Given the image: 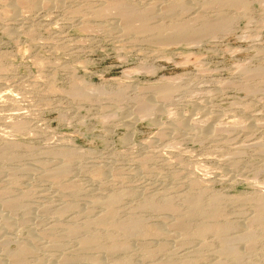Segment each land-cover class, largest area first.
Listing matches in <instances>:
<instances>
[{"label":"rangeland","instance_id":"rangeland-1","mask_svg":"<svg viewBox=\"0 0 264 264\" xmlns=\"http://www.w3.org/2000/svg\"><path fill=\"white\" fill-rule=\"evenodd\" d=\"M125 1L151 15L146 23L122 19ZM218 1L183 0L184 10L172 0H0V264H12L6 255L29 237L34 255L26 264L64 256L77 258L73 264L118 257L123 264H237L221 254L222 235L212 229L222 225L240 264H264V228L248 218L254 198L264 197V0ZM217 14L230 16L229 27L198 39L156 43L141 29L148 23L170 33ZM76 83L80 95L71 91ZM167 85L173 89L163 98L158 91ZM141 101L150 113L140 111ZM65 150L76 153L66 173L46 175ZM114 193L113 221L136 218L137 231L126 236L112 223H93L103 244L80 249L85 231L71 237L67 229L99 217L106 208L92 200ZM185 194H198L205 208L215 196L222 212L216 222L195 216L190 235L172 238L169 220L188 206ZM145 197L169 199L179 210H153L142 205ZM10 198L19 201L14 209L2 203ZM200 222L211 228L203 239L194 233ZM246 228L254 236L249 253L240 237ZM109 234L127 249L109 255ZM50 239L59 244L45 245Z\"/></svg>","mask_w":264,"mask_h":264},{"label":"bare ground","instance_id":"bare-ground-1","mask_svg":"<svg viewBox=\"0 0 264 264\" xmlns=\"http://www.w3.org/2000/svg\"><path fill=\"white\" fill-rule=\"evenodd\" d=\"M27 2H28V0H26ZM117 1V0H116ZM167 1V0H166ZM173 2L172 3H174L175 4V6L176 5H178V6H181V8H183L182 7V5H183V0H172ZM236 0H219L217 3H219V2H221L222 4H232L233 2H235ZM240 1V0H239ZM242 1V0H241ZM115 2V1H114ZM122 2H124V1H122ZM126 2V1H125ZM170 2V1H169ZM32 5H34L35 3L33 2V1H31L30 2ZM112 3V2H111ZM134 3V2H133ZM164 3H165V1H164ZM109 4V3H108ZM123 4V3H122ZM171 4V3H170ZM185 4H187V3H185ZM238 4V3H237ZM242 4V3H241ZM36 5V4H35ZM34 5V6H35ZM41 5V4H40ZM171 5H173V4H171ZM33 6V7H34ZM37 6V5H36ZM108 6V5H107ZM118 6H119V4H118ZM126 6V7H125ZM125 6L123 7V9H121L120 11H121V13L122 12H125L124 14H123V16L125 17V18H122V19H127V20H129V23H130V20H132V19H135V18H137V19H139L140 21H142L143 23H146L145 21L149 18V16H151V15H149V13H143V14H140L139 12H137L138 14H136V13H134V10H133V7H134V5L133 4H131V3H129V2H126L125 3ZM151 6V5H150ZM155 6V5H154ZM158 6V5H157ZM174 6V5H173ZM183 6H185L184 8V10H187V8H188V6L187 5H183ZM111 7H113V6H111ZM164 7V6H163ZM97 8V7H96ZM103 8V7H102ZM124 8H125V10H124ZM137 8V7H136ZM147 8H149V7H147ZM151 8L153 9V6H151ZM156 8V7H155ZM158 8V7H157ZM156 8V9H157ZM160 8V7H159ZM166 8H168V7H166ZM170 8V7H169ZM167 9V10H169V13H170V9ZM172 8V7H171ZM180 8V7H179ZM101 9V8H100ZM99 9V10H100ZM109 9V8H108ZM117 9H119V8H117ZM139 9V8H138ZM137 9V10H138ZM150 9V8H149ZM148 9V10H149ZM155 9V10H156ZM176 9V8H175ZM104 10H105V8H104ZM154 10V9H153ZM160 10V9H159ZM162 11H163V9H161ZM174 10V9H173ZM188 10H189V8H188ZM96 11V10H95ZM108 11V10H107ZM136 11V10H135ZM139 11H140V9H139ZM166 11V10H165ZM100 12V11H99ZM98 12V13H99ZM103 11H102V9H101V12L99 13V15L101 14L102 16H103V13H102ZM150 12V11H149ZM175 12H176V10H175ZM174 12V13H175ZM163 13H165V12H163ZM162 13V14H163ZM172 13H173V11H172ZM104 14H105V11H104ZM107 14H108V12H107ZM158 14V13H157ZM167 14V13H166ZM120 15V14H119ZM154 15V14H153ZM152 15V17H154ZM156 15V14H155ZM159 15V14H158ZM98 16V15H97ZM162 16V15H161ZM200 16H201V14H200ZM228 16V15H227ZM227 16H225L224 14L222 15V14H217V16H215L214 18H212V19H208V18H202V19H200L199 20V23L197 24V26H193L194 25V23H193V25L192 24H189V23H186L185 24V22H184V24H182V25H180L181 27H177L178 29H175L174 28V31L173 32H170V30H168L170 33H168V32H166L165 31V29L164 28H162V27H158V28H154V32H153V30H152V28L153 27H147V24H145L143 27H141V29L142 30H147L148 32H151V33H149L148 34V36L149 35H151V37H152V39L154 40V42H158V43H167V42H173V41H175V40H179V39H181V40H183V39H185V40H189V39H198V37H203V35H206V34H213L215 31H217V30H221V28H226L227 26L229 27V25L230 24H228V22L230 23V21L228 20V18H227ZM156 17H158V16H156ZM173 17V16H172ZM194 17H197V16H194ZM228 17H230V16H228ZM197 19H199V18H196V20ZM232 19V18H231ZM192 20V19H191ZM195 20V21H196ZM185 21V20H184ZM189 21V20H188ZM133 22V21H132ZM131 22V23H132ZM137 22V21H136ZM147 22H150L149 20L147 21ZM170 22V21H169ZM187 22V21H186ZM198 22V20L196 21V23ZM174 23V22H173ZM179 23V22H178ZM124 24V23H123ZM142 24V23H141ZM154 24V23H153ZM157 24V23H156ZM175 24V23H174ZM176 24H177V22H176ZM131 25V24H130ZM150 25H152V24H150ZM178 25V24H177ZM126 26H128V23H127V25H124V28L126 27ZM132 26H134V25H132ZM139 26V25H138ZM142 26V25H141ZM152 26H154V25H152ZM172 26V25H171ZM174 26V25H173ZM135 27V26H134ZM156 27V26H155ZM127 28V27H126ZM132 28V27H131ZM167 29V28H166ZM141 30V31H142ZM173 30V29H172ZM216 33V32H215ZM215 35V34H214ZM149 39V38H148ZM262 70V69H261ZM261 70H259V72L261 71ZM264 70V69H263ZM253 74V73H252ZM251 74V75H252ZM263 76V75H262ZM80 83H81V81H79ZM82 84V83H81ZM81 84H74L72 87H71V91L74 93V94H77L78 95V92H79V95H80V92H81V90L80 89H82L81 88ZM168 86V85H167ZM175 87V86H174ZM172 89L173 88H171L170 86H168V87H164V88H161L158 92H159V94L164 98V97H166V96H168L169 95V93L172 91ZM84 90V88L82 89V91ZM71 92V93H72ZM85 92V91H84ZM87 92V91H86ZM83 94V93H82ZM84 95V94H83ZM85 96V95H84ZM120 97V96H119ZM147 102V101H146ZM146 102H144V101H141L140 102V105H139V109H140V111L141 112H147V113H150L149 111H150V107H152V105L151 106H149ZM154 110V109H153ZM181 123H182V121H181ZM178 126V125H177ZM176 126V127H177ZM19 128V127H18ZM23 128V127H22ZM186 131V130H185ZM2 150H3V148H2ZM75 150H72V151H68V152H66V150H65V152H63L62 154H61V156L60 155H58V156H60L61 157V164L59 165V167H55L54 169H50V170H48V171H46L45 170V173H46V175H50V177L52 176V178H53V176H54V178H56L57 176L59 177V175L60 176H62L63 175V173L65 172V170L68 168V167H70V164L72 163L71 161L73 160V156H75L76 155V153L74 152ZM60 152H62V151H60ZM60 152L58 153V154H60ZM79 154V153H78ZM2 156H5V157H11V155H10V153H9V150L7 151L6 149H4L3 150V153H2ZM60 159V158H59ZM58 165V164H57ZM37 167V166H36ZM20 168V167H19ZM45 168V167H44ZM48 168V167H47ZM43 169V168H42ZM9 171V170H8ZM13 171V170H12ZM13 172H15V171H13ZM10 173L11 174H13L12 172H11V169H10ZM44 173V174H45ZM66 173V172H65ZM10 174V175H11ZM62 174V175H61ZM9 175V176H10ZM16 175V174H15ZM65 176V175H64ZM12 183V182H11ZM5 189V188H4ZM3 189V190H4ZM73 192H75L74 190H73ZM188 194H190V193H188ZM2 195V194H1ZM121 195V194H120ZM186 195V194H185ZM191 195V194H190ZM194 195V194H193ZM188 196V195H186V196H188L187 198L186 197H184L185 199H187V202H188V208L187 207H185V209L183 210V208H182V210L183 211H178V216H176L175 218H173L174 219V221H171V219L169 220L170 222H172V223H168L174 230H172L171 228H170V230H172V231H174L175 233L174 234H170V236L172 237V238H176V237H180V236H182V237H184L185 236V234L187 233V234H189L190 235V233H188L189 231H188V225H189V221H191V219L192 218H194L195 219V216H199V215H203V216H207V217H209V218H215L216 216L218 217V215L222 212V210H220L219 209V203L218 202H216L215 200H217L216 198H215V196H214V198L212 199V202L210 203V205L208 206L207 204V208H205L204 206H203V204H202V202H201V198H200V196H195V195H198V194H195L194 196ZM260 195V194H259ZM263 195V193L261 194V196ZM257 196V195H256ZM261 196H259L258 197V200H256V198H254L255 199V201H256V203H255V211H254V215L252 216V214H251V216L252 217H250V216H248V218H251V221H256V222H258V224H260L261 226L260 227H262V228H264V197H261ZM92 197V196H91ZM218 197V196H217ZM120 197H119V195L118 194H111V195H107V196H103L102 198H97V199H93L92 201L95 203V202H98V203H101V204H104V206H105V211L103 212L102 211V213L99 215V217H97L95 220H87V222H81V223H83V225H81L80 223V226H76V225H74V226H70V228L69 229H67L68 230V232H67V234L69 235V236H73V235H75V234H77L78 232H80V230H84L85 231V235L84 236H82L80 239H79V241H78V245H79V247H80V249H83V250H86V249H92V248H97V247H99V248H101L100 247V245L101 244H103L102 242L100 243V238H102V237H100L99 236V234L98 233H96V232H93V230L92 231H90L89 230V227H90V225L91 224H93V223H95V224H105V223H112V225L120 232V233H122L123 235H126V236H129V235H131L133 232H135L134 231V228H136L135 230L137 231V227H135V225L137 224V221H136V218H134V219H131V220H127V222L126 221H124V222H117L116 221V219H115V221H113L114 220V214H115V211H114V207H115V203L118 201V199H119ZM145 198H147V197H145ZM152 198V197H151ZM151 198H147V200L145 199L144 200V204H142V205H145L146 207H150V208H153V210L154 209H156V210H164V211H168V212H171V214L172 213H175L177 210H179V209H177L176 207H174L172 204L173 203H171L170 201H169V199L168 200H165V201H162L161 202V200H157V201H160V202H155L154 200H156V199H151ZM120 200V199H119ZM185 201V200H184ZM218 201V200H217ZM18 202L19 201H17V199H11L10 198V200H4V202H2L3 204H4V206L7 208V209H14V208H16L17 206H18ZM92 202V203H93ZM186 202V203H187ZM91 203V202H90ZM141 205V206H142ZM205 205V204H204ZM140 206V205H139ZM186 206V205H185ZM64 207V206H63ZM66 208V207H65ZM179 208V207H178ZM187 208V209H186ZM221 208V207H220ZM64 210V209H63ZM63 210H61V211H63ZM59 211V210H58ZM221 211V212H220ZM252 211V210H251ZM252 211V212H253ZM167 212V213H168ZM132 214V213H131ZM136 214V213H135ZM166 214V213H165ZM87 215V214H86ZM168 215V214H167ZM166 215V216H167ZM173 215V214H172ZM88 217H89V215H87ZM203 216H201V217H203ZM168 217H170V216H168ZM167 217V218H168ZM219 217H220V215H219ZM113 218V219H112ZM133 218V217H132ZM112 219V220H111ZM193 219V220H194ZM208 219V218H207ZM206 219V220H207ZM216 219L217 218H215V222H216ZM246 219V218H245ZM244 219V220H245ZM109 220V221H108ZM111 220V221H110ZM138 220H140V219H138ZM166 220V219H165ZM209 220V219H208ZM243 220V221H244ZM248 220H250V219H248ZM108 221V222H107ZM164 221V220H163ZM213 221V220H212ZM4 222V221H3ZM74 222V221H73ZM165 222H167V221H165ZM192 222V221H191ZM206 222L207 221H205V224H206ZM209 222V221H208ZM141 223V222H140ZM193 223V222H192ZM191 223V224H192ZM211 223V222H210ZM228 223V222H227ZM236 223V222H235ZM239 223V222H238ZM246 223H247V221H246ZM7 223L6 222H4V224L3 225H6ZM78 224V225H79ZM203 224H204V222H203ZM215 224V223H214ZM231 224V223H230ZM237 224V223H236ZM232 225L231 227H236V226H238V224L237 225ZM245 224V223H244ZM257 224V223H256ZM110 225V224H109ZM138 225V224H137ZM164 225V224H163ZM168 225V226H169ZM243 225V224H242ZM246 226H247V224H245ZM250 225H251V222H250ZM249 225V226H250ZM253 225V224H252ZM138 226H140V225H138ZM169 226V227H170ZM212 226V225H211ZM223 226V225H222ZM218 227V228H213L212 230H213V232H216L217 234H220V236L221 237H219L220 238V240H221V244H222V248L220 249V251H221V254H223V255H225L226 256V259L227 258H230V259H233L232 261L233 262H235V263H237V264H240V259H239V252L238 251H236L234 248H235V245H234V248H233V244H231V239L230 238H228L227 236H225V228L224 227ZM240 226V225H239ZM258 226V225H257ZM105 227H106V224H105ZM156 227V229H155V232L157 233V234H159V235H162V237L164 236V230H160L159 228H157V225L155 226ZM159 227V226H158ZM217 227V226H216ZM226 227V226H225ZM110 228V227H109ZM162 228V227H161ZM237 228V227H236ZM244 228H245V226H244ZM90 229H91V227H90ZM164 229V228H163ZM241 229V228H240ZM243 229V228H242ZM252 230L254 229V228H251ZM152 230H153V228H152ZM209 231V230H211V228H207L205 225H202L201 224V222H200V225L198 224V226H196V229H195V234L198 236V237H202L201 239H203V235L205 234V232L206 231ZM238 230H239V228H238ZM260 230V229H259ZM83 231V232H84ZM107 231V230H106ZM109 231H111V230H109ZM108 231V232H109ZM114 231H116V230H114ZM117 231V232H118ZM154 231V230H153ZM207 231V232H208ZM226 231H228V230H226ZM236 231H237V229H236ZM262 231V230H261ZM82 232V233H83ZM113 232V231H112ZM116 232V233H117ZM192 232V231H191ZM228 232H230V231H228ZM116 233H114V234H116ZM149 233H151V232H149ZM166 233V232H165ZM209 233H210V231H209ZM212 233V232H211ZM238 233V232H237ZM66 234V235H67ZM105 234V233H104ZM152 234V233H151ZM150 234V235H151ZM167 234H168V232H167ZM194 234V235H195ZM239 234V233H238ZM241 235H240V237L242 236V237H244L247 241H248V243H247V246H246V248H245V251L246 252H250V251H253L252 249H253V245H252V243H251V240H253V232L251 231V230H249V228L247 229H245L242 233H240ZM256 234V233H255ZM67 235V236H68ZM107 235V234H106ZM117 235H118V233H117ZM133 235V234H132ZM169 235V234H168ZM184 235V236H183ZM216 235V234H215ZM48 236V235H47ZM109 236H110V239L112 238V240H113V242H112V245L111 246H109V247H107L105 250H106V252L110 255V254H115V253H117V252H123V251H125L126 249H127V246H129V245H127V243H125V242H119V240H117L114 236H112L111 234H109ZM119 237H120V235H118ZM187 236V235H186ZM205 236H206V234H205ZM218 236V235H217ZM236 236V235H235ZM107 237V236H106ZM229 237H231V236H229ZM237 237V236H236ZM240 237H237V238H240ZM57 238V237H56ZM70 238V237H69ZM76 238H78V237H76ZM104 238V237H103ZM126 238V237H125ZM205 238V237H204ZM59 239V238H58ZM123 239V238H122ZM127 239H128V237H127ZM178 239V238H177ZM198 239V238H197ZM257 239V238H256ZM6 240H8V239H6ZM5 240V241H6ZM103 240V239H102ZM101 240V241H102ZM124 240V239H123ZM236 240V239H235ZM238 240V239H237ZM4 241V242H5ZM49 241V243L47 242V244L45 243V245H48V244H50L51 246H57L59 243V241L58 242H56V239L54 240V239H50V240H48ZM122 241V240H121ZM199 241H200V239H199ZM8 242V241H7ZM128 242V241H127ZM178 242V241H177ZM246 242V241H245ZM6 243V242H5ZM34 243V238L32 237H29L27 240H26V242H23V243H21L20 242V244H18V250L17 251H15L14 250V252L13 251H10V253H9V255L7 256L6 255V257H9V258H7L8 260L10 259L11 260V262H12V264H26V259L28 260V258L27 257H29V256H31L32 254H33V247H32V244ZM60 243H62L61 241H60ZM167 243V242H166ZM159 245V244H158ZM169 245V244H168ZM244 245V244H243ZM5 246V245H4ZM49 246V245H48ZM245 246V245H244ZM63 247V246H62ZM103 247V246H102ZM167 247H169V246H167V244H161L160 246H159V249L160 250H166V248ZM129 248V247H128ZM5 248H3V250H4ZM59 249V248H58ZM169 250V249H168ZM6 251V250H5ZM8 250H7V252H9ZM70 251V250H69ZM49 252V251H48ZM60 253V252H59ZM63 253V252H62ZM100 253V252H99ZM150 253V252H149ZM154 253V252H153ZM153 253H151V254H153ZM8 254V253H7ZM74 254V253H73ZM83 254V253H82ZM221 254L219 253V255L221 256ZM244 254H245V252H244ZM34 255V254H33ZM67 255H69L70 256V254H67ZM72 255V254H71ZM116 255V254H115ZM118 256V255H117ZM224 256V257H225ZM241 257H243V255H240ZM32 257V256H31ZM121 257V256H120ZM219 257V256H218ZM222 257V256H221ZM221 257H219V258H221ZM93 258V257H92ZM114 258V257H113ZM112 258V259H113ZM29 259H30V257H29ZM59 259V258H58ZM76 259L77 258H73V257H65L64 256V258H62L59 262H58V264H73L74 263V260L76 261ZM115 259H117V258H115ZM118 259H119V257H118ZM117 259V261H115L114 263L113 262H111V263H113V264H123V262L119 259L118 260ZM10 260H9V263H10ZM57 260V259H56ZM107 261V260H106ZM112 261H114V260H112ZM125 261V260H124ZM226 261H228L229 262V259L228 260H215L213 263L211 262V264H226ZM82 262V261H81ZM91 262H92V264H96V259L95 258H93V259H91ZM77 263V262H76ZM181 263H183V262H180V263H177V262H175V261H173L172 259H168L167 261H166V263L165 264H181ZM186 263V262H185ZM230 263H231V261H230ZM184 264V263H183ZM228 264V263H227Z\"/></svg>","mask_w":264,"mask_h":264}]
</instances>
